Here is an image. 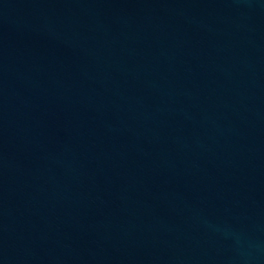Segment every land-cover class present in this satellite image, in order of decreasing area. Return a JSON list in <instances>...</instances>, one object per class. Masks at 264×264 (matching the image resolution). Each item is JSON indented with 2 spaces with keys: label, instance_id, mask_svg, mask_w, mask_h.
<instances>
[{
  "label": "water",
  "instance_id": "95a60500",
  "mask_svg": "<svg viewBox=\"0 0 264 264\" xmlns=\"http://www.w3.org/2000/svg\"><path fill=\"white\" fill-rule=\"evenodd\" d=\"M0 264H264V0H0Z\"/></svg>",
  "mask_w": 264,
  "mask_h": 264
}]
</instances>
